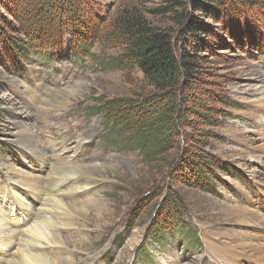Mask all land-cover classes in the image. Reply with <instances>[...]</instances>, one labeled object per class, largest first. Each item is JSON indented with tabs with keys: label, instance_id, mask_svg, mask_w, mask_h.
I'll return each mask as SVG.
<instances>
[{
	"label": "rangeland",
	"instance_id": "obj_1",
	"mask_svg": "<svg viewBox=\"0 0 264 264\" xmlns=\"http://www.w3.org/2000/svg\"><path fill=\"white\" fill-rule=\"evenodd\" d=\"M195 1L96 0L98 15L91 17L85 13L78 26L89 34L104 33L114 28L121 16L135 14L152 26L175 32L185 29L189 22L205 27L208 33L203 38L210 42V47L200 52L204 80L194 85L192 99L198 98L201 107L195 110L199 114L214 115L218 123L207 127L200 116L192 117V127L183 130L193 139L185 138V142L180 139L178 144L193 148L198 140L207 143L202 152L209 153L217 162L205 168L206 183L197 171L187 183L174 179L171 182L184 155L181 149L174 148L166 156H144L134 144L123 143L126 137L107 125L103 114L93 107L101 105L102 98H134L153 90L140 70L107 67L106 62L118 56L123 48L97 42L88 50L76 48L68 40L63 52L32 49L51 36L63 41L65 30L72 27L71 19L66 13L61 15L59 28L52 27L55 21H47L38 33L31 34L27 24L21 25L12 13L16 8L9 0H0V53H6L10 44L14 49L17 44L21 46L18 49L24 50L7 58V64L0 62V181L7 176L4 163L13 165L22 177L30 174L35 181L47 174L48 170L41 172V164L31 156L37 155L15 141L17 123L27 120L25 109L31 114L28 125L36 131L41 154L49 162L60 155H74L68 150L74 148L81 164L100 165L88 173L96 180L95 187L77 192L82 195L78 207L87 213L69 210L67 206L62 210L52 204L46 207L52 206L49 212L56 216L53 220L71 223L61 226L59 234L67 243L63 248H72V257L78 264H136V249L155 215L162 212L167 191L176 196L183 209L182 213L178 208L180 213L175 214L174 222L182 221L200 242L195 237L187 241L173 224V230L170 227L163 230L162 246L150 244L153 254L150 264H223L208 247L214 232L236 236L250 229L249 224L238 218L241 203L245 206L250 194L253 198L258 196L257 207L264 212V183L257 177L264 174V165L249 154L251 137L254 140L259 137L254 130L264 124L262 118L252 114L256 109L253 105L264 94V53L257 49L264 36V10L251 11L240 3L199 10ZM208 3L210 7L213 4ZM59 17V12H55L51 18L58 21ZM47 33L49 37L43 39ZM74 40L80 45L76 36ZM37 55H45L40 58L44 65L36 61ZM65 89L70 100L60 104ZM48 98L60 101L47 103ZM230 104L236 106L231 108ZM193 159L199 166L206 165L199 156ZM14 187L18 198L29 204V210L38 211L40 205L29 195L27 187L16 184ZM66 197L62 196L63 201L71 203ZM91 198L103 199L104 204L97 207L92 202L84 204ZM3 204L8 206L7 202ZM10 211L9 207L0 208V214L9 217L6 225L12 227L15 226L12 218L19 213ZM63 256L57 254L60 260Z\"/></svg>",
	"mask_w": 264,
	"mask_h": 264
},
{
	"label": "trees",
	"instance_id": "obj_2",
	"mask_svg": "<svg viewBox=\"0 0 264 264\" xmlns=\"http://www.w3.org/2000/svg\"><path fill=\"white\" fill-rule=\"evenodd\" d=\"M208 1L213 3L211 7ZM9 2L14 9L16 8L15 11L12 10L14 16L21 25L27 24L26 29L31 34L38 33L47 21H55L52 27L58 26L59 28L63 21L61 15H66V13L71 19L72 27L70 30H65L66 35L63 41L57 37H49L47 33L43 39L49 37L48 40H43L41 45H36L32 49L42 48L48 52H63L68 40L73 46L77 45L76 48H87L88 50L97 42L109 47L123 48L118 56H113L106 62L107 67L131 72L138 69L153 90L140 93L134 98H102L101 105L93 107L98 113L103 114L107 125L117 129L120 136L126 137L123 143L134 144L144 156H166L174 148L181 149L184 155L180 158L179 166L174 170L171 182L178 180L187 183L196 171L199 176L202 174L200 178L205 180L203 182H207L204 176L205 168L209 169V166L217 162L211 157L212 155L202 152L207 143L198 140L193 148H185L180 143L178 144L180 139L184 142L185 138L192 137L193 139V136L183 130L192 127V117L200 116L204 120L202 124L207 127L218 123L214 115L199 114L195 110L201 107L197 103L198 98L192 99V93L196 90L194 85L204 80L200 52L210 47V42L203 38L208 33L204 26L189 22L185 29L175 32L168 28L152 26L144 17L131 14V16H121L116 26L104 33L89 34V31L82 30L78 26V21L85 13L91 17L98 15L97 6L99 4L96 0H9ZM229 3L231 5L240 3L251 11L264 10V0L195 1L199 10L215 9L214 6L220 9ZM55 12H59L58 21L51 18ZM20 28L23 30L21 26ZM75 36L80 45L75 43ZM260 41L257 49L264 53V36ZM16 46L14 49L10 44L6 53H0L1 63L7 64V58H13L24 51L18 49L20 45L16 44ZM43 56L45 55H37L38 60L36 61L44 65L40 62ZM235 106L230 104L231 108ZM195 156L203 158L206 165L199 166L193 159ZM208 186L211 185L208 184ZM178 208H181V203L176 201L174 194L167 191L162 212L155 215L153 224L136 249V264L152 263L153 254L149 250L150 244L162 246L165 243V236L162 232L168 227L173 230L171 228L173 224L178 234H181L187 241L193 240L195 237L193 230H189L182 221L174 222L175 214L180 213ZM181 212L183 213V209ZM194 240L200 242L196 240V237Z\"/></svg>",
	"mask_w": 264,
	"mask_h": 264
},
{
	"label": "bare ground",
	"instance_id": "obj_3",
	"mask_svg": "<svg viewBox=\"0 0 264 264\" xmlns=\"http://www.w3.org/2000/svg\"><path fill=\"white\" fill-rule=\"evenodd\" d=\"M67 93L68 92H66L65 89L61 94V101L63 102H59L60 100L56 98H48L47 103H56L57 101L62 104L64 102H69L70 99ZM258 99V101L256 100L257 103L253 105L254 108H256V113L254 112L252 114L254 117L262 118L263 121L264 94H261V97ZM45 110L46 109H41V112H44ZM25 115L27 116V120L19 121L17 123L18 132L16 133L15 141L32 152V154L37 155L33 156L30 154L41 164V172L44 171L45 173L47 170L48 171L45 176L38 177L35 181L30 174H26L23 178L22 175H20L21 172L14 168L13 165L11 166L4 163V168L7 170V172L5 171L7 176L0 181V201L2 203L0 204V208L9 207L11 209L9 213L15 214V212L18 211L19 216L12 218L15 221V226L9 227L6 225L9 217L0 214V226L4 223L3 228L0 227V264H59L63 261L66 264H78L72 257L73 253L70 251L72 248L69 250L63 248L67 243L59 234V231L61 230L59 228L61 226H69L71 223H62L59 222L58 219V221L53 220L55 215H52V212H49V209L52 208V206H50V208L46 207L50 204L58 207V209L67 206L69 210L87 213L86 210L78 207L80 206L78 203H82L80 198L82 195L77 194V192L85 189H87L86 191H91L92 188L95 187L97 182L88 173L99 169L100 165L81 164L77 161L79 160V153L75 151L74 148H68V150L72 151L74 155L70 157H61L60 155L49 162L50 160L48 161L44 157L46 155L41 154L42 147L40 142L36 141V131L28 125L31 116L28 109H25ZM254 131L258 133L259 137L255 140L251 137L249 154L252 157L257 158L264 165V124L261 125L260 128H256ZM44 165H46L48 169ZM257 177L259 181L264 183L263 173L258 174ZM14 184L27 187L29 195L40 205L38 211L35 209L31 212L29 210V204L18 198L14 191L16 188L14 187ZM250 195H248L246 201L247 204L244 206L241 203V208L238 211V218H240L243 223L250 225L249 230L236 236H228L213 231L215 237H212L210 240L211 244L208 247H211L214 257L221 260L223 264H249L250 261L251 264H264V212L260 211L257 207L259 202L257 200L258 196L253 198V196ZM62 196H67L66 198L69 197L70 201L73 203L64 202ZM5 202L8 203V206H5L7 204H3ZM90 202H92V206L94 207L95 205L97 207L104 204L103 199L100 198L98 200L91 198L84 204L88 205ZM48 228L52 229L49 230ZM208 233H210V231ZM218 237L219 239L217 240ZM222 238H224V240H221ZM54 253H56V255L53 256ZM58 253L63 254L64 259L60 260L57 257Z\"/></svg>",
	"mask_w": 264,
	"mask_h": 264
}]
</instances>
